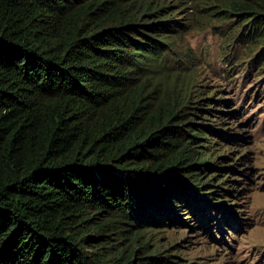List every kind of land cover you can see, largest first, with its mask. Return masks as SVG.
<instances>
[{
    "label": "trees",
    "instance_id": "trees-1",
    "mask_svg": "<svg viewBox=\"0 0 264 264\" xmlns=\"http://www.w3.org/2000/svg\"><path fill=\"white\" fill-rule=\"evenodd\" d=\"M169 1L0 0V264H161L130 250L141 230L179 212L220 224L206 173L239 172L216 166L202 129L237 138L195 123L212 111L143 67L187 27ZM215 6L258 64L264 0Z\"/></svg>",
    "mask_w": 264,
    "mask_h": 264
},
{
    "label": "rangeland",
    "instance_id": "rangeland-1",
    "mask_svg": "<svg viewBox=\"0 0 264 264\" xmlns=\"http://www.w3.org/2000/svg\"><path fill=\"white\" fill-rule=\"evenodd\" d=\"M169 2L167 13L173 12L187 27L172 38V53L167 60L164 55L147 56L145 74L159 89L177 85L194 107L212 111L194 112V121L221 131L224 137L237 138L233 144L202 129L208 141L221 150L214 157L219 163L216 166H236L239 173H206L207 183L219 185L218 189L208 187L206 192L220 193L210 198L225 212L217 215L219 225L216 220L206 224L194 221L189 213L179 212V218L169 215L171 220L162 227L141 230L130 250H143L144 255H153L161 264H264V58L253 64L260 51L233 40V24L217 20L213 14L217 0ZM199 99H223L230 104H196ZM232 109L238 112L235 116L217 114ZM228 153L235 154L237 161L218 160L219 155L228 157ZM224 189L232 194L223 193ZM224 218L230 226L221 224ZM144 262L135 259V264Z\"/></svg>",
    "mask_w": 264,
    "mask_h": 264
}]
</instances>
